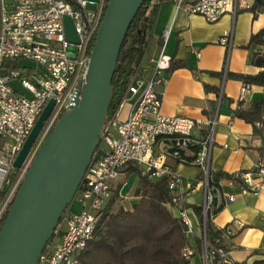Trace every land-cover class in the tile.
<instances>
[{
  "label": "built area",
  "instance_id": "1",
  "mask_svg": "<svg viewBox=\"0 0 264 264\" xmlns=\"http://www.w3.org/2000/svg\"><path fill=\"white\" fill-rule=\"evenodd\" d=\"M165 1H171L189 14L201 15L208 22H216L227 14L235 19L240 11L249 10L253 4V0H153L159 5ZM104 3L105 0H0V192L38 116L51 99L55 101L43 132L20 168L19 178L6 199L1 201L0 198V219L49 129L72 107L87 80L88 50L104 15ZM65 16L73 22L78 43L69 41L65 35ZM169 32V28L163 30L160 51L151 60L152 77L145 80L140 76V64L116 109L105 120L99 143L74 197L62 212L37 264L79 263L80 252L92 239L108 210L115 181L129 164L137 166L142 176L167 177L168 187L174 193L173 209L183 221L187 234H191L185 196L193 188L190 183H184L182 175L168 160L196 164L202 171L199 238L208 264L206 221L213 219L214 210L225 203L224 198L231 200L233 196H224L210 177L216 118L166 116L161 111L162 99L157 87L165 85L169 77L171 59L164 51ZM232 37L233 28L219 40L228 51ZM7 60L11 66L2 73ZM20 60L34 65H21ZM125 105L129 110L122 119ZM195 129L204 130V133L197 137L193 134ZM189 151L193 159L187 155ZM256 175L264 178L263 163L258 166ZM239 177L246 188L255 191L264 185V182L256 183L250 172L240 173ZM72 203H77L80 210L72 211ZM225 232L230 234L232 230ZM210 254H217L224 264H231L222 248L212 249ZM182 255L190 258L194 251L185 247Z\"/></svg>",
  "mask_w": 264,
  "mask_h": 264
},
{
  "label": "crops",
  "instance_id": "2",
  "mask_svg": "<svg viewBox=\"0 0 264 264\" xmlns=\"http://www.w3.org/2000/svg\"><path fill=\"white\" fill-rule=\"evenodd\" d=\"M167 28L170 32L164 51L171 61H184L186 66L170 70L165 85L157 87L162 99L161 111L166 116L216 118L211 180L224 196L232 195L233 199L224 198L225 203L215 213L212 223L221 230V242L227 248L231 264H264V185L255 191L215 175L226 172L239 177L240 173L250 172L256 183L264 182V178L252 172L262 163L260 148L264 146V139L254 133L252 124L233 115L240 101L247 106L260 99L264 89L227 76L228 73L256 74L261 69L252 63L253 56L261 48L256 44L248 45V42L251 34L264 29V10L256 18L251 11L243 10L235 19L227 14L216 22H208L203 16L189 14L171 1L163 2L158 8L151 40L141 62L140 76L145 80L152 77L151 60L157 57L163 43L162 32ZM231 28L233 37L228 51L219 40ZM10 63H6L5 69L11 66ZM20 64L29 66L23 61ZM13 85L17 83L14 81ZM128 110L129 106L125 105L122 119ZM203 133L204 130L193 131L197 137ZM187 155L193 157L191 151ZM168 163L182 175L184 183H190L193 188L185 196L193 230L188 238L194 251L188 264H206L204 249L201 250L195 242L201 234V220L193 209V206H201L203 201L202 171L196 164H181L175 160H168ZM125 178L123 169L115 187ZM124 186L119 191L120 197L132 207L138 197L123 194ZM227 229L232 233H226ZM209 263L212 264V258ZM214 264L224 263L217 259Z\"/></svg>",
  "mask_w": 264,
  "mask_h": 264
},
{
  "label": "water",
  "instance_id": "3",
  "mask_svg": "<svg viewBox=\"0 0 264 264\" xmlns=\"http://www.w3.org/2000/svg\"><path fill=\"white\" fill-rule=\"evenodd\" d=\"M143 2L108 0L90 53L87 80L72 107L60 115L44 138L8 208L0 228V264H37L62 212L71 203L99 143L122 42ZM64 27L67 39L78 43L68 16L64 17ZM54 102L51 99L38 116L14 159L15 168H22Z\"/></svg>",
  "mask_w": 264,
  "mask_h": 264
},
{
  "label": "trees",
  "instance_id": "4",
  "mask_svg": "<svg viewBox=\"0 0 264 264\" xmlns=\"http://www.w3.org/2000/svg\"><path fill=\"white\" fill-rule=\"evenodd\" d=\"M107 5L108 0H105L104 11ZM159 6L153 0H144L129 25L115 66L112 78V98L105 120L116 109L137 67L142 62L151 40ZM263 10L264 0H253V4L249 9L253 14V18H256L258 13ZM94 40L95 36L90 43L89 53L93 48ZM251 44H256L261 48L252 60V63L261 69L256 74L228 73L227 76L240 80L246 85H258L264 89V29L250 35L248 45ZM5 66L6 61L3 64L2 73L6 71ZM183 66H186L184 61H171L170 70ZM233 115L252 124L254 133L263 137L264 95L247 106L240 101L233 110ZM53 126L49 129L48 134ZM43 130L44 127L40 132L42 133ZM194 150L196 151L197 148ZM260 152L261 161L264 165V146L260 148ZM190 158L193 159L194 157ZM124 171L126 172V178L115 187L113 196L109 201L108 210L100 219L92 239L87 243L85 249L80 252L78 264H188L191 257L183 256L182 250L185 247H190V242L183 221L173 209L172 197L174 193L168 187L167 177L150 178L142 176L138 167L132 164L127 165ZM252 172L257 173L258 168L253 169ZM132 173H136L139 178V190L136 192L138 201L133 204L131 209H124L119 206L117 209L111 210L116 201L121 199L119 191ZM20 174L21 169L13 166L7 182L0 192L1 201L6 199ZM215 175L218 178L226 177L247 187L243 180L234 174L219 172ZM212 176V173H210L211 179ZM20 182L16 191L20 186ZM14 195L0 219V228L6 219ZM221 208L222 206L215 209L214 213ZM193 209L201 219V207L193 206ZM60 220L61 216L57 225ZM206 240L208 244V264H211L209 263L211 258L212 264H214L215 260L220 259V257L217 254L211 255V250L222 248L227 252V248L221 242V230L215 228L209 218L206 221ZM195 242L202 250L203 245L200 238H196Z\"/></svg>",
  "mask_w": 264,
  "mask_h": 264
},
{
  "label": "rangeland",
  "instance_id": "5",
  "mask_svg": "<svg viewBox=\"0 0 264 264\" xmlns=\"http://www.w3.org/2000/svg\"><path fill=\"white\" fill-rule=\"evenodd\" d=\"M23 60H20L19 62H21ZM15 61H13L14 63ZM26 62L28 65H34L33 62L30 61H23ZM6 63H10L9 60L6 61ZM125 169V168H124ZM136 176V174L130 176L126 182H125V186L123 187L122 193L123 194H127V195H136V192L139 190V180ZM72 211L76 212L80 210V206L77 203H72ZM119 206H122L124 209H131L132 207H130L129 202H127L124 199H119L116 201L115 205L113 206V208H111V210H115L117 209ZM38 264H41L38 262Z\"/></svg>",
  "mask_w": 264,
  "mask_h": 264
}]
</instances>
